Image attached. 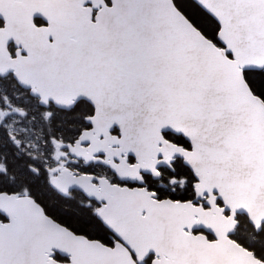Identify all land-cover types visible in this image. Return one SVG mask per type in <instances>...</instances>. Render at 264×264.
I'll use <instances>...</instances> for the list:
<instances>
[{"label":"snow or ice","instance_id":"1","mask_svg":"<svg viewBox=\"0 0 264 264\" xmlns=\"http://www.w3.org/2000/svg\"><path fill=\"white\" fill-rule=\"evenodd\" d=\"M0 264H264V0H0Z\"/></svg>","mask_w":264,"mask_h":264}]
</instances>
